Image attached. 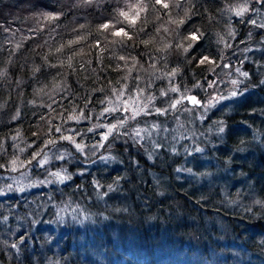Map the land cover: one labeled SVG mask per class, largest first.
<instances>
[{"label": "clouds", "instance_id": "1", "mask_svg": "<svg viewBox=\"0 0 264 264\" xmlns=\"http://www.w3.org/2000/svg\"><path fill=\"white\" fill-rule=\"evenodd\" d=\"M0 264H264V0H0Z\"/></svg>", "mask_w": 264, "mask_h": 264}]
</instances>
